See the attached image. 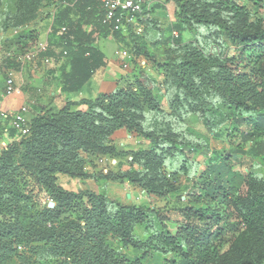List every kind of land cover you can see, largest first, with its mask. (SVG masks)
<instances>
[{
    "label": "trees",
    "instance_id": "16d2710c",
    "mask_svg": "<svg viewBox=\"0 0 264 264\" xmlns=\"http://www.w3.org/2000/svg\"><path fill=\"white\" fill-rule=\"evenodd\" d=\"M41 1L18 0V12L28 19ZM65 1L78 18L68 28L55 24L66 30L60 43L69 70L61 72V90L76 93L104 66L103 55L92 47L94 33L106 38L109 32L101 24L103 12L97 0ZM172 1L178 10L174 29L178 34L186 32L190 40L184 42L178 35L163 58L169 113L159 107L139 76L135 88H116L94 100L66 103L56 113L36 116L27 136L1 150L0 252L5 257H13L22 248L46 264H142L145 255L160 252L177 258L171 264H219L221 246L236 233L253 232L264 239V177L234 171L228 156L207 166L202 194L195 197L205 207L184 208L183 224L175 234L163 224L153 230V220L159 217L154 209L122 205L93 192H68L56 184L57 175L85 179L90 157L113 160L115 151L108 138L126 129L152 145L131 155L141 171L118 176L106 171L101 178L127 180L148 195L163 197L168 188L173 190L176 175L190 178L193 162L184 151L190 144L184 136V117L197 114L208 126V107L214 101L230 109L235 122L248 125L242 142L250 143L247 154L264 165L263 20L245 0ZM69 12L67 7L61 10L57 23H64ZM149 13L143 9L139 17ZM86 25L92 30H84ZM211 44L218 51L209 53L206 49ZM228 49L237 54L225 55ZM45 56L52 53L40 57ZM139 94L145 111L138 103ZM81 105L85 111L71 109ZM11 135L15 137L14 131ZM33 187L39 191L35 193ZM40 193L47 197L45 204L38 202ZM49 202L54 204L52 209ZM136 226L150 231L145 241L133 234ZM110 238L119 250L108 245ZM255 240L247 255L259 264ZM127 249L143 254L130 261L121 252Z\"/></svg>",
    "mask_w": 264,
    "mask_h": 264
},
{
    "label": "rangeland",
    "instance_id": "374dc122",
    "mask_svg": "<svg viewBox=\"0 0 264 264\" xmlns=\"http://www.w3.org/2000/svg\"><path fill=\"white\" fill-rule=\"evenodd\" d=\"M70 1V0H69ZM151 0H143V9L147 10V5ZM65 0H42L37 10L30 14L28 19L22 17L18 12V0H0V76L6 79L9 72H13L20 65L16 62L18 56H23L29 50L34 49L40 42H45L47 38L52 40L53 46H60V35H56L58 29L52 26L48 27L50 21H56L58 27H69L75 20L76 14L71 10L66 20L59 22L55 18L58 13L67 7ZM244 3L249 7H255L257 11V17L261 18L264 22V0H245ZM146 14L142 15L145 16ZM172 24V23H171ZM147 25L141 17L136 20V27L142 28V34H137L134 28L131 26H125L124 35L118 34L120 38H125L128 43L123 45L124 48H130L134 54L137 63L140 64L142 58L149 60L153 63L158 71L162 72L163 58L167 54V51L163 46L168 43L172 45V41H176L177 38L171 34V30L167 29V39L164 43L157 41L159 37V28H156V36L154 38L149 37L147 32ZM85 30H88L85 26ZM186 33V32H185ZM19 36L21 39L19 42L15 41ZM101 36V35H100ZM117 38V37H116ZM190 40V36L186 33L183 41L187 42ZM150 43L151 50L148 51L145 44ZM204 45L205 42L201 40ZM98 47L109 57V51L107 45L109 43L105 40L99 41ZM109 46H113L112 44ZM147 50V51H146ZM209 53H215L218 51L212 44L206 49ZM52 52L53 49H47V52ZM224 54L227 56H233L237 53L232 49L224 50ZM45 55V54H43ZM141 59L139 60V58ZM67 62V59L63 60ZM156 70V69H155ZM147 76V77H146ZM136 77L130 81L126 87L135 88ZM141 82L151 90L155 97L159 107L166 113H169L168 103L170 98V92L166 89L163 84V77L159 79L151 77L147 72H142L140 75ZM138 103L142 111H145L146 103L143 96L139 94ZM209 119L210 123L207 126L206 123L201 120L197 114H189L184 117L182 124L185 138L190 143L184 151L187 152L189 159L193 162L190 178L186 179L184 176L176 175L173 181V190L167 189V193L163 197H156L154 195H148L142 189L129 183L127 180L115 181V180H104L102 175L104 171H108L113 176H118L124 172H140L141 166L132 162V153L141 151H148L151 148V143L148 140L138 136L133 131L126 129L116 130L109 138L108 145L111 146L115 153L113 155L114 162H110L108 158L104 165H94L96 161L93 157H90V163L87 162L85 171L87 177L85 179L69 178L63 175H57L56 184L62 186L61 188L68 192H79L87 191L93 192L98 195H103L111 200H114L122 205H135L150 208L158 211L159 217L153 220V230H160V226L165 225L172 234H175L177 229L183 224L182 210L187 207L203 208L205 202H195V197L201 193L200 184L208 165L218 162L222 157H229L230 164L238 172L245 173L244 170L247 168L257 169L263 168L262 162L256 157L247 158V148L250 143L246 144L242 142V135L249 129L246 124H239L235 122L232 111L227 107H223L221 104L214 101L209 107ZM118 131H125L128 135L132 136V143L134 146L136 139H143V144H146L147 148H137L133 150H125L120 147L119 144L113 142L112 137ZM13 137V136H12ZM17 141L15 137L12 141ZM9 142L8 144H10ZM204 146L202 149H194L190 146L194 145ZM143 146V145H142ZM1 152V149H0ZM92 162V164H91ZM264 177V175H261ZM21 185H24V180L20 181ZM31 187L30 185H26ZM35 193L39 191V188L33 187ZM40 204L47 202V197L44 193H40L38 197ZM52 203V202H49ZM133 234L140 241H145L150 231H146L142 226H136L133 230ZM255 238L257 242L256 260L264 264V239L259 237L253 232H239L234 235L229 243L223 244L220 248L221 259L219 264H256L255 260L251 259L247 253L251 248ZM108 245L119 250V244L113 239L108 240ZM122 254L128 259L133 260L135 257H140L143 253L132 249L122 250ZM172 260L177 258L171 254H162L160 252L149 253L144 256L142 264H171ZM0 264H46L44 261H39L37 255H33L22 248L17 250V253L7 258L0 252Z\"/></svg>",
    "mask_w": 264,
    "mask_h": 264
},
{
    "label": "crops",
    "instance_id": "0c3cea01",
    "mask_svg": "<svg viewBox=\"0 0 264 264\" xmlns=\"http://www.w3.org/2000/svg\"><path fill=\"white\" fill-rule=\"evenodd\" d=\"M152 8L149 14L145 16H141L143 21H147L145 25L147 27V32H149V37L154 38L158 32H156V28H159V37L157 41L164 43L167 39V29L171 30V34L177 33L174 29V26L177 24V7L172 0H151L149 3ZM65 7L63 8V10ZM70 11L73 9H69ZM76 16L75 20L78 18V15L75 11H73ZM147 12V11H145ZM149 12V11H148ZM172 23V24H171ZM55 26L54 21H50L48 27L49 29ZM87 32L92 30L90 25H86ZM58 29L56 35H60V29ZM85 30V29H84ZM185 32L178 34L182 39L185 36ZM120 35H124V31L120 33ZM94 42L92 43V47L98 50L103 55L104 66L95 71L92 77L83 85V87L76 93H66L61 90V72H68L69 63L64 62L66 59L62 53V46L54 47L52 40L48 38L44 40L48 43L49 49H53L51 58V63L49 66H44L41 63V58L39 59L34 66V64L24 63L22 66L17 67L16 70L13 71L14 77V85L21 89V93L18 95L5 96L3 94L4 82L0 76V111L7 113L8 115L14 114L19 110L21 106H27L28 112L26 114V118L31 121L38 115L44 114L46 112L56 113L61 110L66 103H78L82 100L89 101L94 100L100 95L110 94L116 88L125 87L130 81L139 79V76L142 72H147L149 76L160 78L162 76L161 72H159L156 66L151 63L149 60H145L142 58L140 64L137 63L136 60L130 65L129 69L124 70L121 68L120 64L116 60L114 53L118 48H124L123 45L128 43V40L125 38H117L109 33L106 38L100 37L97 33H94ZM101 40H105L109 43L107 45V49L109 51V57H107L104 52L98 47V43ZM185 42V41H184ZM170 44L168 43L163 48H170ZM144 47L148 51L151 50L150 43L145 44ZM146 50V51H147ZM141 57L139 58V60ZM156 69V70H155ZM73 111H85L86 107L84 105L71 107ZM12 130L9 129L6 122L0 121V149L2 150L5 146L8 145L9 142L12 141ZM112 140L114 143L119 144L120 147H123L125 150H133L137 148H147L145 146L146 143L143 139H136L135 145L132 143V136L128 135L125 131L116 132ZM143 145V146H142ZM250 147V146H249ZM248 147V148H249ZM248 148L246 150H248ZM248 155V154H246ZM251 156H247L249 158ZM108 158L104 157L96 160L94 165L101 166L104 165ZM111 162L112 160L109 159ZM113 162V161H112ZM234 171H236L233 168ZM252 172L260 175H264V165L263 168L257 169H245L244 172ZM106 171H104L105 173ZM62 187V186H61Z\"/></svg>",
    "mask_w": 264,
    "mask_h": 264
},
{
    "label": "built area",
    "instance_id": "2783aa9c",
    "mask_svg": "<svg viewBox=\"0 0 264 264\" xmlns=\"http://www.w3.org/2000/svg\"><path fill=\"white\" fill-rule=\"evenodd\" d=\"M103 12L101 24L105 26L108 32L113 35L122 32L125 26H131L137 34H142V28L136 27V20L142 14L143 0H97ZM152 6L147 5V12L150 11ZM65 28L60 29V34L65 33ZM174 37H178L177 33H173ZM48 49L47 42H40L34 49L29 50L23 56H18L16 62L22 66L24 63L36 65L39 56L45 54ZM65 57V52H60ZM114 56L121 68L124 70L129 69L130 65L135 61V56L130 48L116 49ZM44 66H49L51 58L45 56L41 59ZM21 89L14 85L13 72H9L4 82L3 94L5 96L18 95ZM28 112L27 106H21L11 116L7 113L0 111V121L6 122L9 129L14 131L15 139L19 140L21 137L27 136L30 129V121L26 118ZM114 162V161H113Z\"/></svg>",
    "mask_w": 264,
    "mask_h": 264
},
{
    "label": "water",
    "instance_id": "95a60500",
    "mask_svg": "<svg viewBox=\"0 0 264 264\" xmlns=\"http://www.w3.org/2000/svg\"><path fill=\"white\" fill-rule=\"evenodd\" d=\"M54 207L53 203H48V208L52 209Z\"/></svg>",
    "mask_w": 264,
    "mask_h": 264
}]
</instances>
